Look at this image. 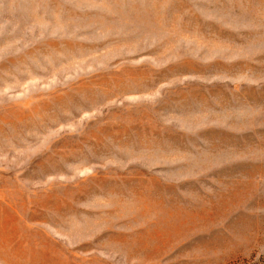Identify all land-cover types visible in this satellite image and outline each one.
Instances as JSON below:
<instances>
[{"label":"rangeland","instance_id":"rangeland-1","mask_svg":"<svg viewBox=\"0 0 264 264\" xmlns=\"http://www.w3.org/2000/svg\"><path fill=\"white\" fill-rule=\"evenodd\" d=\"M0 264H264V0H0Z\"/></svg>","mask_w":264,"mask_h":264}]
</instances>
